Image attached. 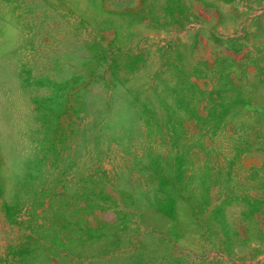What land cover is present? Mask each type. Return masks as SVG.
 Instances as JSON below:
<instances>
[{"label": "rangeland", "instance_id": "rangeland-1", "mask_svg": "<svg viewBox=\"0 0 264 264\" xmlns=\"http://www.w3.org/2000/svg\"><path fill=\"white\" fill-rule=\"evenodd\" d=\"M0 264H264V0H0Z\"/></svg>", "mask_w": 264, "mask_h": 264}]
</instances>
